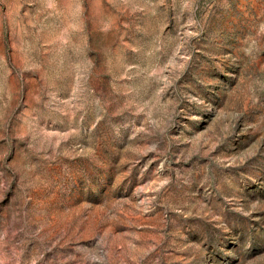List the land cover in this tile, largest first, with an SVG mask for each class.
Masks as SVG:
<instances>
[{"label": "rangeland", "instance_id": "374dc122", "mask_svg": "<svg viewBox=\"0 0 264 264\" xmlns=\"http://www.w3.org/2000/svg\"><path fill=\"white\" fill-rule=\"evenodd\" d=\"M0 264H264V0H0Z\"/></svg>", "mask_w": 264, "mask_h": 264}]
</instances>
